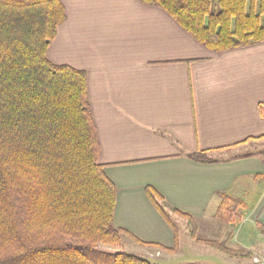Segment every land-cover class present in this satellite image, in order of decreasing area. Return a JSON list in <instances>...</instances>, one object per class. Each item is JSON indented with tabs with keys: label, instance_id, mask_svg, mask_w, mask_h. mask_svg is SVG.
I'll use <instances>...</instances> for the list:
<instances>
[{
	"label": "crops",
	"instance_id": "crops-1",
	"mask_svg": "<svg viewBox=\"0 0 264 264\" xmlns=\"http://www.w3.org/2000/svg\"><path fill=\"white\" fill-rule=\"evenodd\" d=\"M61 2L66 18L46 55L86 73L98 161L116 187L114 225L145 242L177 245L154 255L152 246L128 240L125 250L177 256L184 225L189 250L203 246L207 264H244L226 250L250 252L264 240V41L214 52L166 11L138 0ZM198 150L215 161L187 156ZM148 186L162 196L171 225ZM218 193L246 202L227 228L216 217ZM190 225L202 234L215 228L217 237L197 238L219 247L198 242Z\"/></svg>",
	"mask_w": 264,
	"mask_h": 264
},
{
	"label": "trees",
	"instance_id": "trees-1",
	"mask_svg": "<svg viewBox=\"0 0 264 264\" xmlns=\"http://www.w3.org/2000/svg\"><path fill=\"white\" fill-rule=\"evenodd\" d=\"M138 1L166 11L210 51L264 41V0ZM65 18L61 0H0V264H154L125 250V240L165 252L177 245L145 242L114 225L116 187L98 161L86 73L46 55ZM187 156L215 161L208 150ZM147 194L171 225L162 196L149 186ZM218 195L216 217L227 228L246 202Z\"/></svg>",
	"mask_w": 264,
	"mask_h": 264
},
{
	"label": "rangeland",
	"instance_id": "rangeland-1",
	"mask_svg": "<svg viewBox=\"0 0 264 264\" xmlns=\"http://www.w3.org/2000/svg\"><path fill=\"white\" fill-rule=\"evenodd\" d=\"M184 230V225L182 227H180V236L182 238L181 242L182 244H180V253L179 255L175 256V255H170V257H167V255H164L162 258H158V257H150V261L154 264H204V262L207 264L208 262H212V258L208 256V254L205 251H201L204 250L203 246L201 245H196L198 247L197 250H195L193 253H191V251L189 250L188 244L187 242H191L188 239V236H182V231ZM189 233L190 235L195 234V236L197 235V237H204V236H213V237H217V235H219V232L216 231L215 228H212L211 231L206 234H202L200 232L196 233V230L194 228L193 225L189 226ZM261 233H264V230H260ZM189 235V234H188ZM125 242L127 243L128 240H125ZM132 242V241H131ZM191 244H194L193 242H191ZM153 249H150V253H153L154 255L159 254L160 249H157L156 247H152ZM105 249L110 250V251H116L114 248H108L105 247ZM149 250V249H148ZM239 251V250H238ZM137 252V251H136ZM251 252V257L250 258H244L245 261H242L244 264H256L253 261V256L255 255H263L264 254V240L263 243L261 244L260 248H255L254 250L250 251ZM138 253V252H137ZM145 253H148L145 251ZM136 255H140V254H136Z\"/></svg>",
	"mask_w": 264,
	"mask_h": 264
},
{
	"label": "built area",
	"instance_id": "built-area-1",
	"mask_svg": "<svg viewBox=\"0 0 264 264\" xmlns=\"http://www.w3.org/2000/svg\"><path fill=\"white\" fill-rule=\"evenodd\" d=\"M253 261L256 264H264V254L263 255H255V256H253Z\"/></svg>",
	"mask_w": 264,
	"mask_h": 264
}]
</instances>
